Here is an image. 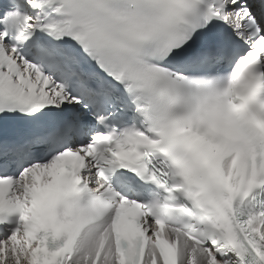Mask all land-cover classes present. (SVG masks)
Instances as JSON below:
<instances>
[{
  "label": "snow or ice",
  "instance_id": "snow-or-ice-1",
  "mask_svg": "<svg viewBox=\"0 0 264 264\" xmlns=\"http://www.w3.org/2000/svg\"><path fill=\"white\" fill-rule=\"evenodd\" d=\"M0 264H264V0H0Z\"/></svg>",
  "mask_w": 264,
  "mask_h": 264
}]
</instances>
